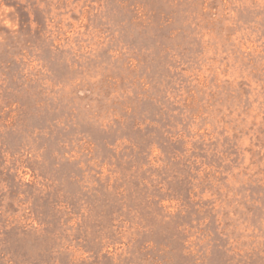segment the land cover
<instances>
[{
	"label": "rangeland",
	"instance_id": "374dc122",
	"mask_svg": "<svg viewBox=\"0 0 264 264\" xmlns=\"http://www.w3.org/2000/svg\"><path fill=\"white\" fill-rule=\"evenodd\" d=\"M0 264H264V0H0Z\"/></svg>",
	"mask_w": 264,
	"mask_h": 264
}]
</instances>
